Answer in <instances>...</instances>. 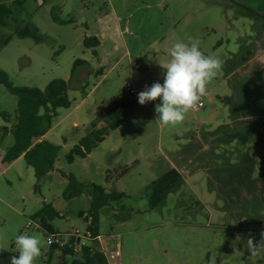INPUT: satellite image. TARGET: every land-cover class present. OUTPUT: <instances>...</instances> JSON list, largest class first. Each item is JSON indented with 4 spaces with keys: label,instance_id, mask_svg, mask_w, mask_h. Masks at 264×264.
<instances>
[{
    "label": "rangeland",
    "instance_id": "1",
    "mask_svg": "<svg viewBox=\"0 0 264 264\" xmlns=\"http://www.w3.org/2000/svg\"><path fill=\"white\" fill-rule=\"evenodd\" d=\"M2 1L11 2L6 6L13 11L10 21L30 23L46 41L35 45L30 39L18 40L12 26L0 27V70L15 88L42 91L51 82H69L71 106L55 112L44 137L59 154L55 175L37 191L34 172L22 159L3 163L14 142L3 133L11 124L1 114L13 116L17 100L0 87V251L13 247L17 253L15 237L25 234L44 205L64 217L53 226L67 246L76 244L72 236L78 232L82 246L96 248L85 240L86 225L78 218L88 209V200L65 202L67 182L60 173L124 196L99 217L107 264H207L212 255L216 264H264V253L252 257L246 245L250 233L259 241L264 231L257 194L264 156V8L256 6L262 18L252 20L234 0ZM48 12L74 25L55 26ZM81 35L82 43L74 47ZM192 39L205 55L222 61V71L207 86L201 108L190 111L182 124L165 127L156 121L159 100L141 106L138 93L146 85L162 84L161 65L168 62L170 47ZM76 63L83 65L74 69ZM128 83L136 97L124 111L120 104ZM113 111L118 129H110L116 123L108 118ZM104 129L108 136L97 149L85 160L67 164L80 140ZM196 142H203L205 151ZM135 164L139 166L130 175L107 185L108 172L114 178L116 170ZM172 168L184 178L183 201L203 208L183 222L185 214L175 211L178 196L168 197L165 208L153 212L141 197ZM35 236L44 248V239ZM79 250L73 249L80 262ZM117 250L120 259L111 260ZM36 264L72 260L53 253Z\"/></svg>",
    "mask_w": 264,
    "mask_h": 264
},
{
    "label": "trees",
    "instance_id": "2",
    "mask_svg": "<svg viewBox=\"0 0 264 264\" xmlns=\"http://www.w3.org/2000/svg\"><path fill=\"white\" fill-rule=\"evenodd\" d=\"M239 8L243 9L247 13L249 19L262 18L252 9L245 7L241 4L235 3ZM21 6V5H18ZM13 11L10 7L0 5V27L6 28L12 26L15 31V37L18 40L30 39L35 45H40L46 40H43L36 28L30 23L26 25H20L16 21L12 20ZM52 22L59 26H71L74 25L72 21L59 22L51 15ZM11 22V23H10ZM262 27L264 21L261 22ZM87 41V40H86ZM97 45V40H93ZM88 42L85 43L87 46ZM264 58L262 60L263 64ZM82 63H76L74 69L78 66H82ZM73 69V70H74ZM0 87H3L8 95L14 97L17 100L16 111L13 116L8 114H1V118L6 125L11 124V129L4 130L5 136H11L13 138V147L7 152L3 159V163L11 165L22 159L27 166L34 172L36 180V190L38 191L39 186L49 180L56 173V164L59 154V149L51 146L44 141V137L50 130L51 122L55 118V112L58 110L69 109L71 104L68 100V92L70 90L69 82L65 81H54L51 82L44 90L36 88H15L8 76L0 70ZM124 88V87H123ZM124 91V89H123ZM124 94L126 99L122 101L120 107L124 111H128L135 101V97H130L125 91ZM226 101L227 105L229 100ZM199 106V105H198ZM201 108V107H199ZM43 113V115H41ZM116 121L115 127L110 129L119 128V117L116 116L113 111L109 117ZM107 130L96 131L78 142V145L71 151L66 157L67 164L72 166L77 160H85L95 149H97L107 138ZM196 147L201 150L196 142ZM138 164H135L133 168L123 167L119 168L114 172L116 175L114 178L111 176V172L107 174V185L111 182H119L123 178L130 175ZM67 182V188L63 194V200L65 202H73L80 199H86L89 201V208L86 211L78 213V218L86 225L85 238L88 239V243L94 246L97 244L99 239V217L111 203H119L124 199L123 195H118L113 192L111 195L107 194L104 188L96 185H86L79 183L72 176H65L57 173ZM258 197L262 209L264 210V156L259 161L258 169ZM185 189L184 178L180 172L173 168L164 173L159 179L153 182L151 185L146 187L142 192L141 197L147 201L148 209L153 212L158 209L165 208V202L168 197L178 196L177 207L175 211L177 213L185 214L181 217V221H186L187 217H190L193 212L196 215L202 213L203 208L195 202L185 203L183 190ZM200 207V208H198ZM64 217L56 212L52 206L44 205L42 210L33 215L29 221L38 228L37 235H40L42 239L47 237L58 236L60 234L56 231L53 223L56 220H63ZM24 234V233H23ZM79 250L81 261L75 260V253L72 249ZM53 253H58L57 250L45 249L44 254L47 259H50ZM18 253L14 252L12 247L10 251H0V264H10V258ZM63 259L71 258L72 264H107L105 256L96 248L88 246H77L73 241H70L65 250L60 252Z\"/></svg>",
    "mask_w": 264,
    "mask_h": 264
},
{
    "label": "clouds",
    "instance_id": "3",
    "mask_svg": "<svg viewBox=\"0 0 264 264\" xmlns=\"http://www.w3.org/2000/svg\"><path fill=\"white\" fill-rule=\"evenodd\" d=\"M168 62L161 65L164 71L163 83L155 82L145 86L138 93V103L145 106L155 104L156 121L165 127H176L182 124L187 114L195 110L202 97L207 94V86L222 71V61L205 55L200 49V42L192 39L189 42L177 41L168 51ZM257 241L251 233L246 245L249 254L256 257L264 253V231ZM240 240V236H237ZM51 243V241H49ZM17 255L10 258V264H36L44 255L45 249L41 239L35 235L18 234L15 237ZM217 257L212 255L207 264H216Z\"/></svg>",
    "mask_w": 264,
    "mask_h": 264
},
{
    "label": "built area",
    "instance_id": "4",
    "mask_svg": "<svg viewBox=\"0 0 264 264\" xmlns=\"http://www.w3.org/2000/svg\"><path fill=\"white\" fill-rule=\"evenodd\" d=\"M123 89L130 97H135V90H134L131 83L126 84ZM198 107H201V105H199ZM37 232H38V228L36 226H34L33 224H30V223L28 224L27 228L25 229V233H27L29 235H37ZM72 237H75L76 240H79V244L77 246H80L81 245V239L79 237V233L76 232ZM85 240L88 242V239L85 238ZM44 241H45L44 249L57 250L58 253L65 250L66 246H67L65 240L61 237H58V236L47 237L46 239H44ZM49 241H51V243H49ZM97 244H98L97 250L105 255L106 249H105L104 243L102 241H100V239H97ZM119 259H120V254L117 250V252L111 257V260H119Z\"/></svg>",
    "mask_w": 264,
    "mask_h": 264
},
{
    "label": "crops",
    "instance_id": "5",
    "mask_svg": "<svg viewBox=\"0 0 264 264\" xmlns=\"http://www.w3.org/2000/svg\"><path fill=\"white\" fill-rule=\"evenodd\" d=\"M234 1L236 3H239V4L243 5V6H246V7L250 8V9H252V10H254V8H256V6H259L261 9L264 8V0H234ZM10 3L11 2H9V1L8 2L7 1H2V2H0V5L8 6ZM254 11L256 12V10H254ZM51 15H52V12H48L49 21L52 24H54L52 22ZM66 28H69V27H66ZM83 39H84L83 35H81L80 37L76 38L75 41H74V47H77L79 44H81ZM200 147L203 148L202 150L205 151L203 142H201ZM164 169H166V168H164ZM87 204H88L87 207L89 208V204H90L89 201H88ZM76 243L78 245L79 244V240H76Z\"/></svg>",
    "mask_w": 264,
    "mask_h": 264
},
{
    "label": "flooded vegetation",
    "instance_id": "6",
    "mask_svg": "<svg viewBox=\"0 0 264 264\" xmlns=\"http://www.w3.org/2000/svg\"><path fill=\"white\" fill-rule=\"evenodd\" d=\"M239 4V3H238ZM246 7V6H245ZM250 9V8H249ZM247 16V15H246ZM257 264H260V263H257Z\"/></svg>",
    "mask_w": 264,
    "mask_h": 264
}]
</instances>
